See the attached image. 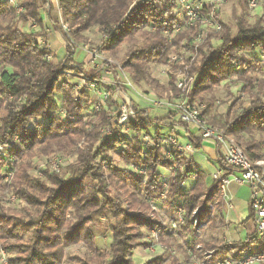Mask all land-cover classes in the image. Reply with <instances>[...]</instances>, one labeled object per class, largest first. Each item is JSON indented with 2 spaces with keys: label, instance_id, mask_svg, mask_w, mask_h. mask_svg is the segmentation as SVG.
I'll return each instance as SVG.
<instances>
[{
  "label": "trees",
  "instance_id": "obj_1",
  "mask_svg": "<svg viewBox=\"0 0 264 264\" xmlns=\"http://www.w3.org/2000/svg\"><path fill=\"white\" fill-rule=\"evenodd\" d=\"M57 2L58 20L52 17L55 9L50 0H21V11L17 14L8 6L7 0L0 1V22L6 21V26L0 25V142L8 158L16 155L20 160L10 188L34 210L33 213L23 211L24 217L11 214L0 206L1 245L5 251L16 254L9 259L10 264H63L64 248L78 242L97 252L93 218L99 214L111 222L110 258L104 260L106 256L98 253L95 260L82 259L78 264H132L129 259L133 250L147 245L142 241L143 231L155 228L170 242L177 240L178 236L190 235L194 232L192 213L196 209L198 223L211 224L215 219H209L211 210L208 206L221 198L220 182L213 181L206 187V173L199 170L191 158L175 149L169 152L163 149L160 128L183 126L173 122L171 112L161 118L153 117L149 108H139L130 96L135 121L127 124L128 131L116 129L107 121L108 113L114 111L109 107H115L111 100L107 109L93 111V115L89 114L91 119L84 121L83 108L71 100L72 88L58 72L70 70L100 78L99 68L86 70L85 65L75 62L77 49L70 43L73 39L81 40V33L97 28L108 38L96 48L113 55L120 45L127 44L124 58L120 60L121 69L127 71L136 86L142 83L151 85L156 82L149 77L147 65L167 61L183 41L191 42L192 31L180 30L174 39L168 41L165 32L173 33L179 26L176 0H134L132 5L130 0ZM235 4L239 12L234 11L230 20L219 19L221 30L207 37L188 68L183 64L178 70L193 78L188 101L205 102L202 114L205 118L211 112L216 89L222 84L228 89L227 81L234 75L238 77L241 92L248 96L249 106L236 114L225 112L218 126L251 162H255L264 160V63L261 62V56H264V15L256 16L250 23L246 0H236ZM44 12L47 22L67 42L64 55L56 64L47 59L50 53L47 48H41L35 41L37 37L45 39ZM60 22L70 29L71 38L63 34ZM18 24H22V28L28 24L35 31H23ZM111 68L117 78L115 67ZM169 76L168 89L164 97L159 96L167 100L177 93L173 86L174 76L171 73ZM7 97L10 100H6ZM60 108L74 116V121H60L56 113ZM32 119H41L40 131L30 128ZM95 119L98 124H93ZM208 122L215 124L210 119ZM101 126L108 127L110 134H100ZM144 135L151 139V145L143 143L141 138ZM184 135L193 150L201 149L203 140L193 131L186 129ZM56 152L74 157L75 161L44 182L27 177L29 158ZM115 152L122 166L114 164L112 154ZM7 157L0 158V172L8 171ZM100 160L107 163V169L99 165ZM215 162L222 178L234 172V168L223 161L218 145ZM131 166L143 168L145 176L133 172ZM164 170L169 174L166 187L161 181ZM189 180L191 186L184 188ZM84 187L89 192H85ZM112 190L115 193L110 194ZM163 192L162 203L171 212L180 209L183 214L184 226L177 231L152 222L144 212L137 217L129 215L123 207L127 204L147 212L148 201H160ZM250 214L247 221L252 219L251 211ZM28 233L30 239L27 242L18 241ZM184 241L188 247L186 238ZM193 244H199L205 250H215L214 261L230 254V250L236 254L254 248L264 252V245L255 234L236 243L225 244L214 238L196 240ZM166 248L169 250L171 246ZM187 249L195 251L194 245ZM164 262L179 264L175 257ZM164 262L156 259L145 264Z\"/></svg>",
  "mask_w": 264,
  "mask_h": 264
},
{
  "label": "rangeland",
  "instance_id": "obj_2",
  "mask_svg": "<svg viewBox=\"0 0 264 264\" xmlns=\"http://www.w3.org/2000/svg\"><path fill=\"white\" fill-rule=\"evenodd\" d=\"M20 2H21V0H20ZM20 2H17V4L20 5ZM133 2H134V0H130L131 5L133 4ZM235 3H236V0H227L225 3L221 4L220 10L218 12L219 16L217 17V19L227 21V20H230L231 17H233L232 13L234 11H236L238 13L239 11L237 9H235V8H237ZM54 9H55V11L52 13V17L56 18L58 20V18H60L59 11L57 10L58 9V2H57V8L54 7ZM43 14H45V12ZM247 14L249 16L248 21L250 23H252L256 16L264 15V6H260V7L256 8L255 10H252V11H249V9L247 8ZM45 17H46V15H45ZM61 24L62 23L60 22V26H61ZM0 25L3 27L6 26V21L0 22ZM27 25L25 26V28H22L23 25L18 24V26L23 31L24 30L25 31H29V30L35 31V28H29V26H27ZM48 28H50V29H48ZM61 30H62V28H61ZM54 32L61 36L62 40L60 43H62L64 46H66V44H67L66 40L59 33V31L53 29V27L51 26V23L48 22L44 37L48 38V36ZM62 32H63V30H62ZM63 34L66 37L70 36V38H71V35H70L71 31L68 34H65L63 32ZM176 34H177V32L176 33H170V34L165 32V35L168 36V41H171L172 39H174ZM193 34H194V31H193L191 37H193ZM79 36L81 37V40H74L73 39L72 41H70L71 45H74V47H76V49H77L75 51V54H74V60L77 64L85 65L86 70H89V68H91V67L99 68L100 69V76H102L101 79H103V81L108 80L107 78L109 77L108 75H106L104 73V70L112 69L111 67H112L113 63H116L117 66H119L120 70L125 74V76H126L125 82H127L129 84V86L125 84L126 87H123L122 89L118 88V90L115 89L116 87L113 88L112 89L113 92H111V96L115 95V93H122V96H120V95L118 96L119 99L125 98V96H127V97L131 96L136 101V104L138 105L139 108H149L151 116L156 117V118H161L168 112L163 107L155 106L149 100L168 101L165 98L159 97L160 95H161V97H164L166 89H168L167 86L163 85V84H165L166 79L161 74H162V72H163V74L165 72L166 75L168 74L167 76H169V74L171 73V74H173L174 79L177 77L178 74H176V73H179L178 69L180 68V66H183V64H182V61H179V60L172 61L171 58L173 56L179 54V51L181 50V46L183 45L184 41L179 45V50L177 52L171 54L167 61L160 62V63H152L151 62L147 65V72L149 74V77L151 79H153L154 82H156L157 84L154 83L151 85H145L142 83L141 85L136 86L131 81L130 76L127 74V71H123L121 69L120 60H122L124 58L123 56L125 55V50H126V47L128 46L127 44L124 43V44L120 45L113 52V55H111V53H108V52H101L102 57L104 59L98 60L97 62H92V61H90L88 52L93 46H95V47L99 46V44L102 42V34L99 33L97 28H91L90 30L81 33ZM37 39H40V37H37ZM41 39H42L41 48L45 47L49 51V49L47 47L48 40H46L44 38H41ZM49 42L50 43L54 42L52 40V36L49 38ZM49 52H51V51H49ZM60 55H63V51L60 53ZM49 56H50L49 61L52 64H56L58 62V60L55 58V56L52 53H49ZM102 68H104V70ZM118 72H120V71H118ZM58 73H60L61 77L64 80H68V81L72 82L73 84H77L79 82L78 77H76V78L68 77V74L78 75L79 73H77V72L70 71V70H60ZM81 75H83V74H81ZM84 76L88 77V75H85V74H84ZM262 76L263 75H259V77H262ZM188 77H190V76L188 75ZM95 78H97V77H95ZM120 79L124 81V78L122 76L120 77ZM78 84L79 85L78 86L76 85L75 89L72 85H70L72 88L71 93H70V98L73 102H78L81 105V107L83 108L82 114H83V116L85 114V118H84V121H85V120L91 119V118H89L90 117L89 114L93 115L92 112H93V106L95 105L96 97L89 95L87 93V90L85 89V87L82 85L81 82H79ZM227 85L229 86L228 89H227L225 84H222L220 87H218L216 89V91L214 93V99H213V105L211 108V112L209 115H207V118H205L207 123L210 126H213L214 128H218L220 130H221V128L218 126V123H220L221 120L223 119L225 112L229 111L231 114H236L241 109H245L249 106V100H247L248 96L245 92H243V91L241 92V88H240V84L238 82L237 76H235V75L232 76L227 81ZM177 93H179V90H177ZM177 93L175 95H177ZM175 95H174V97H175ZM173 98H171V99H173ZM0 99H2L1 95H0ZM5 99L10 100V98H8V97ZM110 100H113V98H111ZM57 101L60 102V99L57 98ZM108 102H109V99L107 101V105H108ZM196 103L199 105H202L201 110H202V114H203V110L205 111V102H200V103L194 102L192 104H196ZM130 104H131V102H130ZM107 108L108 107L106 106L105 109H107ZM113 108H114L113 106L109 107V110H111ZM56 113L59 114L58 119L62 122L65 119L74 121V118H73L74 116L67 113V111L63 108H60L59 111H56ZM132 114L134 115L133 111H132ZM172 114L174 115L173 116V122L177 123L176 115L174 113H172ZM107 117H108V115H107ZM209 119H210V122L215 123V124L211 125L208 122ZM40 120L41 119H38V120L36 119V121H35V119L34 120L32 119L30 122V128H36L40 131L41 130ZM107 121L110 122L109 119H107ZM95 123L98 124L97 119L94 120L93 124H95ZM173 127L177 128L179 126L177 125V126H169V127L165 126L164 127L165 130H163V133L168 134L169 138L170 137L176 138V135H174V132H173V135L171 132L172 131L171 129ZM105 128H107V127L101 126L99 128V133L104 134ZM114 128L126 130L127 124L125 126L114 127ZM181 128L183 130L188 129L190 131H193L188 126H181ZM126 131H128V130H126ZM194 133L196 134V136H198L196 132H194ZM128 134L130 135L131 133H127V135ZM150 134H153V131L152 132L150 131ZM141 139L145 145H151V143H152L151 139L148 136L144 135ZM15 140H17L16 137H15ZM181 142H183V141H181ZM183 143H185V142H183ZM0 145H1V147H4V146H2L1 142H0ZM119 146L123 147V145H119ZM168 148H169V146H166V145H164V147H163V149L165 151ZM195 151H198V150H193V152L188 153L189 157H187V158L190 159V155L191 154L194 155ZM9 158H11V160H10V162L7 160L8 161V167H7L8 172H3V170L0 172V204H1L0 206H1V208L9 211V213L14 214L16 216H24L23 215L24 213H22L23 211L24 212L26 211V213L27 212L33 213L34 210H32L30 207H27L25 202H23L10 188L11 183H12V179L14 177V174L16 173V169H17L16 164H18L20 160H19V158H17L16 155H13ZM112 158L114 160V164L122 166V163L119 160V156L116 152L112 154ZM55 161H58L57 166H54ZM74 161H75L74 157L64 156L63 154L58 153V152L50 154L48 156L38 155V156H35L33 158H29L27 160V162L29 163V166L27 168L26 175L29 179L44 182V181H46V178H48L54 174L61 173L64 170V168L68 167ZM52 162L54 163V165L52 164ZM99 165L104 170L107 169V163L104 160H100ZM130 169L133 172H136L140 176H145V171L143 168H138V166L137 167L131 166ZM162 172H163L161 175L162 185H163V187H166L165 182H166L169 174H168V171H166V170H164ZM144 182H145V180L143 181V183ZM85 184L87 185L88 183L85 182L84 185ZM191 184H192V181L189 180V181L185 182L183 187L185 188L188 185L191 186ZM47 187L52 188L49 185H47ZM88 187L89 186L87 185L86 188L88 189ZM86 188L84 187V191L89 192L86 190ZM113 193H115V192L113 191L110 194H113ZM139 196L142 198L141 195H139ZM249 196H250V194H249ZM164 198H165V195L163 192L160 194V198H159L160 201L155 200V199H151L152 201H148L149 208H148L147 212L142 211L140 208L130 207L127 204L125 206L123 205V207L126 209V211L129 215H133V216L137 217L138 215H140L141 213L144 212V213H146V215L149 217V219L152 222L159 223L163 226L169 227L173 231H177L184 226L183 214L178 213L177 209L175 210V212H171L170 208L162 203ZM220 199H222V198H220ZM220 199L209 205V206L213 205V208H209L211 210V213H213V215H214L215 210H216L215 207L217 205V202H219ZM227 203H229V202H227ZM227 203H226V207L228 208ZM196 210H198V209H196ZM197 215H198V213H197ZM179 216L183 220V224L180 225L179 227L172 228L171 224L174 223L175 221H177ZM214 217H215V215H214ZM26 219H25V221H26ZM246 222H248V221H246ZM110 224H111V222L108 219L102 218L99 214L94 216V218H93V232L95 235L94 242H95V247L97 248V252L95 253V251L90 249L85 243L78 242L76 244H73V245H70V246H67L66 248H64V250H63V258H64L63 264H78V260H82V259H88V260L93 261V260H95L98 253H101L102 255L106 256L104 258V260H107L108 258H110V251H109L110 246H111V230L109 229ZM208 226H210V224ZM247 226L249 227L250 223H248ZM196 229L197 228H195L194 232L190 235H186L183 237L178 236L177 240H173V242H170L169 241L170 239H168L166 235L160 236L158 230L155 228L150 229L149 231L145 230V231H143L144 237H143L142 241L144 243H146L147 245L146 246H141V245L137 246L133 250L129 260L131 261L132 264H145L151 260L153 261L156 259H160V260H163V262H164V261H167L170 257H175V258H177L179 264H206V253L213 251L214 252L213 258H214L215 257V250H205V249H203V246L201 247L200 250L195 249V251H191V249H187V248H190L193 245L195 247V244H193V243L196 240L208 241V240L214 239V236L207 233L208 228L203 229L201 231V235L198 236L197 234H195ZM245 237H246V235L244 237L240 236V241H243L245 239ZM185 238H186V241L188 242V247H187V245L184 244ZM29 239H30V233L23 235L18 241L25 243ZM219 239L217 238V240H219ZM12 242H15V241H12ZM168 242H169V245H167ZM224 242H225V244L231 243V242H226V241H224ZM198 245L199 244H197L196 246H198ZM170 246H171V248L169 250H167L166 247H170ZM177 246H180V247L178 248ZM253 250H256V248H254ZM230 251H232V250H230ZM185 253L187 254V256L185 255ZM14 257H16V254L14 252L5 251L4 248H2L1 241H0V264H10L9 259L14 258ZM162 264H167V263L164 262Z\"/></svg>",
  "mask_w": 264,
  "mask_h": 264
},
{
  "label": "built area",
  "instance_id": "obj_3",
  "mask_svg": "<svg viewBox=\"0 0 264 264\" xmlns=\"http://www.w3.org/2000/svg\"><path fill=\"white\" fill-rule=\"evenodd\" d=\"M227 0H176V16L179 20V26L174 29L173 33L179 32L180 30H191L194 31L191 42L188 43L184 41L181 46V50L178 55L171 58L172 61L179 60L182 64H191V62L196 57V52L200 46L203 45L205 40L210 34L218 33L221 30L220 21L217 19L218 12L220 10L221 4L225 3ZM8 6L13 8L17 13L21 11V8L14 0H7ZM246 6L249 11L255 10L260 6H264V0H246ZM61 28L65 34L70 32L67 25L61 24ZM153 27H150L152 30ZM108 38L107 35L102 34V41ZM38 46L41 47L42 39H35ZM89 58L92 62H97L98 60L104 59L101 52L96 48L92 47L89 52ZM50 60V56H47ZM261 62L264 63V56H261ZM117 71V78L114 77L112 69L104 70V73L108 75V80L103 81L100 78H91L84 75L78 74H68V77L76 78L78 77L79 82L87 90V93L91 96H95V105L93 106L94 112H99L102 108L107 106L108 99L111 100L115 107L113 112L108 113L107 119L113 127L125 126L129 122L135 121V116L132 114V105L130 104V97L125 96V98L119 99L118 96H122V93H115L111 96L113 88L118 90V88L129 86L125 82L126 76L120 70L116 63L112 64ZM169 68V67H168ZM120 71V72H118ZM177 77L173 80V86L179 90V93L175 97L168 101H153L149 100L152 104L157 107H163L168 112L174 113L177 117V122L183 126H188L196 132L198 137L203 141H211L213 144L219 146V150L223 161L230 167L234 168V172L222 178V172L218 169L211 176L213 181H219V193L222 199L226 197V188L230 182H234L238 185L247 184L249 187V208L252 213V224L254 227V234L257 239L264 245V160H258L251 162L241 149L233 142V140L226 135L224 130L214 128L210 126L205 117L202 115V105L192 104L188 101V92L192 86L193 78L188 77L185 71L179 70ZM166 79L165 86H169L170 77L166 73L161 74ZM124 78V81L120 77ZM67 82L76 88L77 84L72 82ZM126 84V85H125ZM127 100V101H126ZM62 114V113H61ZM59 115V114H58ZM162 130V131H161ZM164 127L160 128L159 132L161 135V144L169 146L166 150L169 152L170 149H175L181 152L186 158L189 157L188 153L193 152L191 144L187 141L185 143L181 142L177 137L172 138L168 134L163 133ZM109 128H105L104 134H110ZM171 143V144H170ZM7 155L4 147L0 145V158L6 159ZM10 162L11 158L7 157ZM54 165V163L52 162ZM58 165V161H55V165ZM8 172V171H6ZM215 205V204H214ZM228 208L232 205L227 203ZM213 208V205L209 206ZM178 213H181L180 209H177ZM198 210H195L192 214V227L195 229V234L201 235V231L208 227V223H198L197 219ZM214 215L211 213L209 219H213ZM178 221V222H177ZM171 224L172 228L179 227L183 224L181 217ZM195 249L200 250L201 246H195ZM220 260L214 261V252L206 253V264H264V252L259 250H250L240 254H236L233 250L229 251Z\"/></svg>",
  "mask_w": 264,
  "mask_h": 264
},
{
  "label": "crops",
  "instance_id": "obj_4",
  "mask_svg": "<svg viewBox=\"0 0 264 264\" xmlns=\"http://www.w3.org/2000/svg\"><path fill=\"white\" fill-rule=\"evenodd\" d=\"M3 1V0H0ZM16 3L20 2V0H14ZM58 0H51L52 5L57 8ZM44 21L47 25V20L45 14L42 15ZM30 28L32 26L27 25ZM47 27V26H46ZM50 29V28H48ZM52 36V40L54 42L50 43L49 38ZM47 47L50 53H52L57 60L61 59L64 55L65 46L60 43L62 38L59 34L51 33L48 38ZM63 51V55L60 53ZM170 121H168L169 123ZM172 135H174L178 139L183 142H187L184 130L181 127H173L171 129ZM220 151V150H219ZM190 158L197 164L198 169L206 173L205 185L209 187L213 180L211 178L212 174L218 170L217 164L215 162L216 159V146L211 141H203L201 144V149L195 151L194 155L191 154ZM226 197L225 199H220L217 202L215 207V217L213 222L208 226L207 233L214 236L215 239H222L226 242L235 243L240 241V236H250L254 234V227L252 224V219L248 222L250 208H249V187L247 184L238 185L234 182H230L226 188ZM229 202L232 207L227 208L226 203ZM246 220V221H245ZM250 223L248 227L247 224ZM245 237V238H246Z\"/></svg>",
  "mask_w": 264,
  "mask_h": 264
}]
</instances>
